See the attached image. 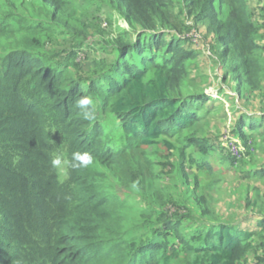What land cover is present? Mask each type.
I'll return each mask as SVG.
<instances>
[{
	"label": "trees",
	"instance_id": "trees-1",
	"mask_svg": "<svg viewBox=\"0 0 264 264\" xmlns=\"http://www.w3.org/2000/svg\"><path fill=\"white\" fill-rule=\"evenodd\" d=\"M72 1L0 0V40L13 41L0 52V264H242L254 248L252 233L211 218L189 189L184 154L208 147L193 132L206 96L182 92L190 53L158 27L182 28L174 9L185 7L222 45L233 79L256 89L262 70L247 0H104L140 30L136 39L105 43L115 61H94L78 80L66 74L67 64L39 52L45 18L77 46L91 38L65 16ZM81 96L93 99L94 120L76 106ZM246 125L251 129L245 117L240 135ZM133 142L181 151L170 174L184 175L189 196L175 198L154 163L132 155ZM57 147L68 160L81 151L94 162L60 175L51 165ZM199 165L212 173L206 161ZM123 178L137 188L147 178L153 187L151 201L139 196L134 224L125 220V191L116 183Z\"/></svg>",
	"mask_w": 264,
	"mask_h": 264
},
{
	"label": "rangeland",
	"instance_id": "rangeland-1",
	"mask_svg": "<svg viewBox=\"0 0 264 264\" xmlns=\"http://www.w3.org/2000/svg\"><path fill=\"white\" fill-rule=\"evenodd\" d=\"M247 4L257 26L255 41L259 45V52L256 53L259 71L262 70L256 89H250L246 83L233 79V74L226 67L227 56L222 57V45L205 25L187 15L185 7L174 9L182 28H158H164L161 32L167 41L179 40L182 48L190 53L185 61L187 75L182 92L202 91L206 96L204 101L197 103L199 120L193 126V132L199 140L206 141L208 147L195 148L191 158L184 154L186 164L183 168L189 189L197 190L211 218L228 221L252 233L250 242L254 248L247 251L242 264H249L250 254L255 256V264H258L257 257L264 256V227L257 224L260 220L264 221V0H247ZM65 16L80 23L78 29L89 28L88 32L93 34L85 39L91 38L86 44L77 46L78 41L63 34L64 29L54 26L49 18H45L43 23L47 27L46 31L41 32L44 39L39 52L51 58L55 64H67L66 74L75 80L87 76L94 61L104 60L107 64L115 61L116 52L105 43L125 34L130 40L136 39L140 30L138 25H131L122 13L108 6L104 0H73L67 4ZM9 44H13V41L0 40V52ZM245 117L252 127L244 126L241 129L243 135H240L237 128ZM230 144L240 148L243 160L237 163L230 158ZM58 152L62 153L57 147L55 153ZM180 152L174 149L169 151L163 144L144 146L133 142L131 148L137 160L145 158L147 162L154 163L151 166L162 174L164 182L170 184L175 198L185 191L181 185L184 175L177 171L170 174L172 165L169 163H178ZM203 161L210 164L212 173L199 169ZM116 183L125 191L126 222L137 223V209L141 207L138 198L141 196V201L145 198L151 201L153 187L148 185L147 178L145 185L138 188L131 178H123L122 182L116 180ZM184 195L189 196L188 193ZM191 205L193 201H190V208ZM258 251L261 254L257 255ZM262 261L259 264H264V257ZM176 264H181V259Z\"/></svg>",
	"mask_w": 264,
	"mask_h": 264
},
{
	"label": "clouds",
	"instance_id": "clouds-1",
	"mask_svg": "<svg viewBox=\"0 0 264 264\" xmlns=\"http://www.w3.org/2000/svg\"><path fill=\"white\" fill-rule=\"evenodd\" d=\"M76 106L81 110V114L86 120H94L95 104L90 96H81L76 101ZM93 157L88 152L74 151L71 155V160L64 157L63 153H55L51 159V165L54 169L63 172L66 175V169L71 167L73 169L88 167L93 164ZM135 187V184L133 185ZM261 254L259 251L257 255ZM249 264H255V256L249 255ZM19 264V262H18Z\"/></svg>",
	"mask_w": 264,
	"mask_h": 264
},
{
	"label": "built area",
	"instance_id": "built-area-1",
	"mask_svg": "<svg viewBox=\"0 0 264 264\" xmlns=\"http://www.w3.org/2000/svg\"><path fill=\"white\" fill-rule=\"evenodd\" d=\"M228 151L230 155L236 159L242 156V152L240 148L236 146L235 144H230V146L228 147Z\"/></svg>",
	"mask_w": 264,
	"mask_h": 264
}]
</instances>
